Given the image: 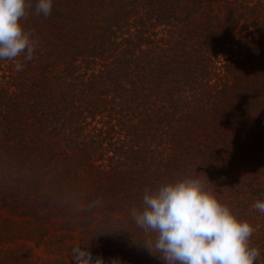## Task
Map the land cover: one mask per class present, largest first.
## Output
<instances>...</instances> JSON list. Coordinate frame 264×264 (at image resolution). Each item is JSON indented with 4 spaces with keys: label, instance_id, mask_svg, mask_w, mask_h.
I'll use <instances>...</instances> for the list:
<instances>
[{
    "label": "trees",
    "instance_id": "trees-1",
    "mask_svg": "<svg viewBox=\"0 0 264 264\" xmlns=\"http://www.w3.org/2000/svg\"><path fill=\"white\" fill-rule=\"evenodd\" d=\"M29 2L33 59L0 60V264H163L129 210L186 176L264 264V0Z\"/></svg>",
    "mask_w": 264,
    "mask_h": 264
},
{
    "label": "clouds",
    "instance_id": "clouds-1",
    "mask_svg": "<svg viewBox=\"0 0 264 264\" xmlns=\"http://www.w3.org/2000/svg\"><path fill=\"white\" fill-rule=\"evenodd\" d=\"M52 3L36 0L35 14L47 17ZM30 8L29 0H0V60L15 61L17 72L33 59L38 47L22 23ZM21 56L23 61L18 59ZM252 207L264 213V200ZM129 216L142 234L137 241L163 264H260V249L251 243V223L238 218L199 177H182L154 190L145 188L142 204L131 207ZM72 258L76 264H120L102 256L93 259L87 245L74 246Z\"/></svg>",
    "mask_w": 264,
    "mask_h": 264
},
{
    "label": "rangeland",
    "instance_id": "rangeland-1",
    "mask_svg": "<svg viewBox=\"0 0 264 264\" xmlns=\"http://www.w3.org/2000/svg\"><path fill=\"white\" fill-rule=\"evenodd\" d=\"M74 241H78V236L74 238ZM28 245H32V242L27 241ZM32 250L34 252V255L38 257L39 260L44 259L46 257L43 245H37V246H32Z\"/></svg>",
    "mask_w": 264,
    "mask_h": 264
}]
</instances>
